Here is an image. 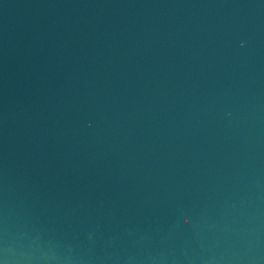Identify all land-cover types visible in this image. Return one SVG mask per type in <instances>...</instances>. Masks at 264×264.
<instances>
[{"label": "water", "instance_id": "1", "mask_svg": "<svg viewBox=\"0 0 264 264\" xmlns=\"http://www.w3.org/2000/svg\"><path fill=\"white\" fill-rule=\"evenodd\" d=\"M0 264H264V0H0Z\"/></svg>", "mask_w": 264, "mask_h": 264}]
</instances>
